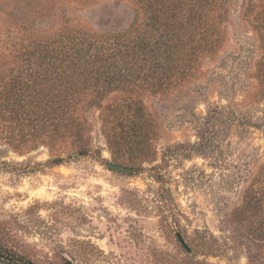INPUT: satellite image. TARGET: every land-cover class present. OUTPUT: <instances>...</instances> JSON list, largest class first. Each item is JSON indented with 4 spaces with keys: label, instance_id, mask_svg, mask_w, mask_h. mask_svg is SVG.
<instances>
[{
    "label": "rangeland",
    "instance_id": "obj_1",
    "mask_svg": "<svg viewBox=\"0 0 264 264\" xmlns=\"http://www.w3.org/2000/svg\"><path fill=\"white\" fill-rule=\"evenodd\" d=\"M246 1H229L222 42L199 56L183 80L131 93L127 85H111L96 101L122 105L135 98L147 152L112 151L96 104L83 112L91 124L87 154L64 152L54 165L56 153L43 144L22 152L0 145L1 263L14 257L28 264H264V242L236 211L264 162V81L256 70L263 48L244 16ZM116 5L0 0V50H8L7 36L19 37L22 12L59 7L93 28H117L109 16ZM107 162L134 171L117 172ZM254 214L253 220L264 217L263 210Z\"/></svg>",
    "mask_w": 264,
    "mask_h": 264
},
{
    "label": "trees",
    "instance_id": "obj_2",
    "mask_svg": "<svg viewBox=\"0 0 264 264\" xmlns=\"http://www.w3.org/2000/svg\"><path fill=\"white\" fill-rule=\"evenodd\" d=\"M104 1L117 4L109 14L117 28H93L59 7L51 14L43 9L21 13L27 17L21 21L19 37L7 36L8 50H0V145L22 152L43 144L56 153L50 160L54 165L64 160L59 156L64 152L87 154L92 150L91 124L83 112L96 104L112 151L147 152L149 138L137 121L143 115L135 98L122 105L100 106L96 101L111 85H127L131 93L136 88L165 90L183 80L199 56L212 53L222 42L230 0ZM33 12L40 13L26 24ZM244 16L261 39L263 53L256 70L264 81V0H247ZM228 113L242 126L250 125L241 113ZM260 166L236 211L264 242V217L253 220L255 211H264V162ZM6 259L8 264H28L20 258Z\"/></svg>",
    "mask_w": 264,
    "mask_h": 264
},
{
    "label": "water",
    "instance_id": "obj_3",
    "mask_svg": "<svg viewBox=\"0 0 264 264\" xmlns=\"http://www.w3.org/2000/svg\"><path fill=\"white\" fill-rule=\"evenodd\" d=\"M106 165L108 166V168H110L111 170L117 171V172H123V173H131L134 171V169L132 167L129 166H124L118 163H114V162H107ZM176 237L178 238L180 244L186 249V250H190L189 246L186 244V242L184 241V239L182 238V236L178 233L176 234ZM0 264H3L0 262ZM8 264V263H6Z\"/></svg>",
    "mask_w": 264,
    "mask_h": 264
}]
</instances>
